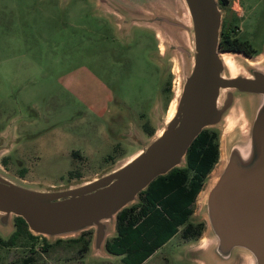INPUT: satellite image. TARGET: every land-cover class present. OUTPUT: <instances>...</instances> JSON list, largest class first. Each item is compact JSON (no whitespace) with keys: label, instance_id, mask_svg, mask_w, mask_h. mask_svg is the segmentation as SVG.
I'll list each match as a JSON object with an SVG mask.
<instances>
[{"label":"rangeland","instance_id":"rangeland-1","mask_svg":"<svg viewBox=\"0 0 264 264\" xmlns=\"http://www.w3.org/2000/svg\"><path fill=\"white\" fill-rule=\"evenodd\" d=\"M107 1L100 8L98 0H0V133L14 125L19 138L0 153V168L32 188L63 187L107 171L151 140L146 125L156 133L174 110L181 70L167 44L187 43L189 34L156 22L126 26L122 20L160 14L188 24L183 0ZM222 11V23L237 26V36L253 49L247 59L228 54L231 74L243 73L249 61L264 55V0H230ZM240 117L234 111L208 129L217 134L219 157L226 128ZM201 194L186 223L142 264H198L192 256L202 254L190 250L206 236ZM138 196L134 204L141 203ZM10 223L9 230L0 228L1 238L15 230L14 215ZM189 224L201 225V234L186 237ZM88 231L76 241L80 235L24 236L14 246L0 245V264L25 258L30 264H121V256L93 253L91 244L82 251L83 241L93 237V229ZM115 234L114 229L107 239Z\"/></svg>","mask_w":264,"mask_h":264},{"label":"water","instance_id":"water-1","mask_svg":"<svg viewBox=\"0 0 264 264\" xmlns=\"http://www.w3.org/2000/svg\"><path fill=\"white\" fill-rule=\"evenodd\" d=\"M98 1L100 8L108 3ZM183 2L188 24L160 14L122 20L126 26L156 22L189 34L187 43L167 44L179 58L181 83L172 114L161 119L151 140L107 171L63 187L32 188L0 168V228L9 230L14 215L24 219L32 234L48 239L93 229L91 251L108 256L105 243L114 229L116 233L118 212L136 203L156 177L184 167L188 148L202 129L224 124L240 111L223 135L219 167L199 191L207 230L201 244L190 250L202 257L191 260L264 264V55L249 61L243 73L231 74L223 54L251 57L220 50L223 11L217 0ZM15 141L10 131L0 135V152Z\"/></svg>","mask_w":264,"mask_h":264},{"label":"trees","instance_id":"trees-1","mask_svg":"<svg viewBox=\"0 0 264 264\" xmlns=\"http://www.w3.org/2000/svg\"><path fill=\"white\" fill-rule=\"evenodd\" d=\"M217 2L221 8H227L230 0ZM236 30L237 26L222 23L220 50L243 52L251 56L253 49L250 43L238 37ZM208 129H202L193 140L184 167H175L167 174L156 177L139 193L140 204H132L118 212L116 234L106 241L105 247L110 254L121 256V264H142L171 239L192 214V204L219 158L217 134ZM145 130L150 136L154 134V129L147 125ZM73 154L78 155L77 152ZM136 208L138 211L135 214ZM14 226L15 230L7 239L0 238L1 246H14L24 236L30 239L38 237L28 230L22 217L14 216ZM88 230L73 240L82 239L84 234L90 233ZM201 230V225L193 228L189 224L183 234L197 237ZM90 244L91 239L84 240L82 251H87Z\"/></svg>","mask_w":264,"mask_h":264},{"label":"crops","instance_id":"crops-1","mask_svg":"<svg viewBox=\"0 0 264 264\" xmlns=\"http://www.w3.org/2000/svg\"><path fill=\"white\" fill-rule=\"evenodd\" d=\"M14 130H16V127H14V125H9L6 129H4V130L1 131L0 135H5L8 131H10V133H11V135H12V138L18 140L19 138L17 139V137L15 136ZM156 131H157V130H156ZM154 133H155V131H154ZM14 145H15V144L13 143V144L11 145L10 148H8V149H6V150H3V151H1L0 153H5L6 151L10 150ZM135 152H136V151H135ZM132 154H133V153H132ZM132 154H130V155H132ZM4 155H6V154H4ZM130 155H128L127 157H129ZM127 157H126V158H127Z\"/></svg>","mask_w":264,"mask_h":264},{"label":"bare ground","instance_id":"bare-ground-1","mask_svg":"<svg viewBox=\"0 0 264 264\" xmlns=\"http://www.w3.org/2000/svg\"><path fill=\"white\" fill-rule=\"evenodd\" d=\"M223 59H224V62L225 64L227 65L228 69L229 70H232V62H231V59H230V56L228 54H223L222 55ZM173 109V108H172ZM172 114V110L169 112V115L170 116ZM240 115V114H239ZM237 117V116H236ZM230 121V120H229ZM231 124V122H230Z\"/></svg>","mask_w":264,"mask_h":264},{"label":"flooded vegetation","instance_id":"flooded-vegetation-1","mask_svg":"<svg viewBox=\"0 0 264 264\" xmlns=\"http://www.w3.org/2000/svg\"><path fill=\"white\" fill-rule=\"evenodd\" d=\"M215 170H216V169H214V170L212 171V174L215 173ZM0 238H1V237H0ZM5 247H9V246H5ZM19 264H30L29 258H25V259L21 260V261L19 262Z\"/></svg>","mask_w":264,"mask_h":264}]
</instances>
